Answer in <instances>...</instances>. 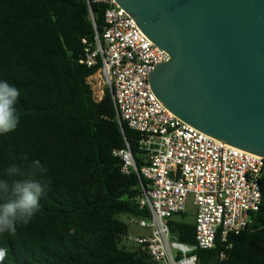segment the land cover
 I'll return each instance as SVG.
<instances>
[{
    "label": "trees",
    "instance_id": "16d2710c",
    "mask_svg": "<svg viewBox=\"0 0 264 264\" xmlns=\"http://www.w3.org/2000/svg\"><path fill=\"white\" fill-rule=\"evenodd\" d=\"M104 9L92 0H0V80L21 92L19 123L0 134V173L27 154L52 181L29 224L15 237L0 236L8 249L0 264H150L141 247L121 245L128 225L120 217L148 214L135 201L147 181L121 173L113 155L127 143L139 170L138 134L125 123L120 128L107 89L93 99L87 78L98 67L79 63L95 35L101 41ZM259 184L260 205L246 229L196 251L197 264H264V178ZM185 216L167 225L173 240L192 245L194 222Z\"/></svg>",
    "mask_w": 264,
    "mask_h": 264
},
{
    "label": "built area",
    "instance_id": "2783aa9c",
    "mask_svg": "<svg viewBox=\"0 0 264 264\" xmlns=\"http://www.w3.org/2000/svg\"><path fill=\"white\" fill-rule=\"evenodd\" d=\"M92 2L105 6V27L101 41L95 35L94 48H85L79 63L98 67L87 78L90 87L96 75L102 82L93 99L100 101L107 89L120 128L125 123L138 134L144 164L136 168L125 143L113 152L121 161V173L134 172L147 181L135 198L147 217L128 219L148 229L149 236L126 235L121 245L126 250L141 247L150 264H197L196 251L212 249L217 239L225 244L230 234L246 229L258 211L264 157L223 144L172 115L148 83V73L168 61V54L155 47L114 0ZM189 203L195 210L192 245L173 240L167 225L169 218L185 213Z\"/></svg>",
    "mask_w": 264,
    "mask_h": 264
},
{
    "label": "water",
    "instance_id": "95a60500",
    "mask_svg": "<svg viewBox=\"0 0 264 264\" xmlns=\"http://www.w3.org/2000/svg\"><path fill=\"white\" fill-rule=\"evenodd\" d=\"M114 1L168 54L148 73L154 97L199 132L264 157V0Z\"/></svg>",
    "mask_w": 264,
    "mask_h": 264
},
{
    "label": "clouds",
    "instance_id": "9594fccd",
    "mask_svg": "<svg viewBox=\"0 0 264 264\" xmlns=\"http://www.w3.org/2000/svg\"><path fill=\"white\" fill-rule=\"evenodd\" d=\"M21 92L14 84L0 80V134L16 129L20 113L17 103ZM12 164L0 173V236L15 237L18 226H26L40 210V198L50 191L51 179H45L47 168L39 159ZM8 255L7 248H0V261Z\"/></svg>",
    "mask_w": 264,
    "mask_h": 264
},
{
    "label": "rangeland",
    "instance_id": "374dc122",
    "mask_svg": "<svg viewBox=\"0 0 264 264\" xmlns=\"http://www.w3.org/2000/svg\"><path fill=\"white\" fill-rule=\"evenodd\" d=\"M94 78H95V81L92 82L91 88H92L93 94H96L98 89H103V87H102L101 80L98 78V75H96ZM194 212L195 210L193 206L191 204H188L187 209H186L185 220L188 222H193ZM120 218L124 219V221L128 225V236L129 237L134 238V237H148L149 236L148 229L140 228L137 224L129 223V219L124 218L123 216Z\"/></svg>",
    "mask_w": 264,
    "mask_h": 264
},
{
    "label": "crops",
    "instance_id": "0c3cea01",
    "mask_svg": "<svg viewBox=\"0 0 264 264\" xmlns=\"http://www.w3.org/2000/svg\"><path fill=\"white\" fill-rule=\"evenodd\" d=\"M190 204V203H189ZM187 209V208H186ZM185 213H186V211H185ZM184 214V213H183ZM193 222H194V220H193ZM180 243V242H179ZM188 245V244H187Z\"/></svg>",
    "mask_w": 264,
    "mask_h": 264
}]
</instances>
